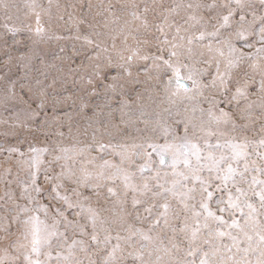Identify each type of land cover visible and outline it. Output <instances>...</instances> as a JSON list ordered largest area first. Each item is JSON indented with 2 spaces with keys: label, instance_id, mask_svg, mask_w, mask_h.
I'll return each mask as SVG.
<instances>
[{
  "label": "snow or ice",
  "instance_id": "1",
  "mask_svg": "<svg viewBox=\"0 0 264 264\" xmlns=\"http://www.w3.org/2000/svg\"><path fill=\"white\" fill-rule=\"evenodd\" d=\"M29 10L33 45L47 15L74 55L0 25V264H264V0ZM69 82L72 113L50 91Z\"/></svg>",
  "mask_w": 264,
  "mask_h": 264
},
{
  "label": "rangeland",
  "instance_id": "2",
  "mask_svg": "<svg viewBox=\"0 0 264 264\" xmlns=\"http://www.w3.org/2000/svg\"><path fill=\"white\" fill-rule=\"evenodd\" d=\"M65 0H61V3H64ZM94 3H98L99 0H93ZM130 2V0H129ZM31 3V0H5V4L7 7L0 6V25H3L4 23H8L10 26H14L20 29L19 32L15 35V41H19V44L16 45L20 51H25L26 46H34L38 49L40 58L45 61L48 64H57L61 65V60L59 57L64 56L65 53H62L60 51L61 48H66L67 54L69 56L74 55L73 50V40L71 39L72 35L75 32V29L71 23L65 24L64 21H60L59 24H48L47 21L49 20V17L47 15L43 16V20L45 21V28L48 29V34L51 38H45L44 40L40 41L37 45H33L34 39H39L37 37H34L32 32L28 31V25L30 24L32 28H35V18L32 16L29 10V4ZM43 3L45 6H47V0H43ZM71 11V9H69ZM53 13V19L55 17L56 9L53 7L52 9ZM7 17H11V19H7ZM65 20H67V16H65ZM56 37H60V39H57ZM3 40H7L9 44H13V39L11 35H5L2 28H0V43H2ZM77 47L79 45L77 44ZM82 54V53H81ZM63 63H67V60H65ZM80 60L77 58L75 62L73 63V67H76L79 65ZM35 66L37 68L41 67L40 61H35ZM55 72H52L51 75H55ZM143 75V73L141 74ZM19 77L24 76V69L23 67L20 68V71L18 73ZM150 83H156V81H151ZM129 89H135V91H131L130 95L133 99H135L136 94L138 91H143L144 86L143 85H136V84H130L128 86ZM52 92L53 96H56L57 93H59V99L64 100L67 98V103L64 105V112L72 113V92L74 91L71 86V82H69L67 85L60 86L57 85L55 89L50 90ZM96 103H102V98L100 100L95 101ZM131 103V101H129ZM142 103L145 105V112L146 115L152 111L150 105L151 101L147 98L142 101ZM114 107H117L118 105L114 104ZM60 115H63V112L59 113ZM143 127V125H141ZM162 142V141H161ZM139 226V225H138ZM115 243V241H113ZM128 251H132V248L126 247L125 248V256ZM123 264H132V261L130 258H126L123 262Z\"/></svg>",
  "mask_w": 264,
  "mask_h": 264
}]
</instances>
